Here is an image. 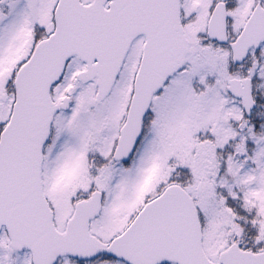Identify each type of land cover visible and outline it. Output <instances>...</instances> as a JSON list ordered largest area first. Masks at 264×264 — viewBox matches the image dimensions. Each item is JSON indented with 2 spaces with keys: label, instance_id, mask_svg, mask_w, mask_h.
Instances as JSON below:
<instances>
[{
  "label": "snow or ice",
  "instance_id": "snow-or-ice-1",
  "mask_svg": "<svg viewBox=\"0 0 264 264\" xmlns=\"http://www.w3.org/2000/svg\"><path fill=\"white\" fill-rule=\"evenodd\" d=\"M0 264H264V0H0Z\"/></svg>",
  "mask_w": 264,
  "mask_h": 264
}]
</instances>
